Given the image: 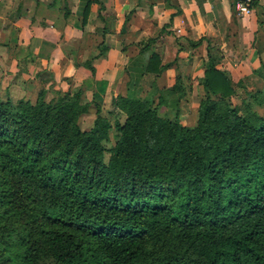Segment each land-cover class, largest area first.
I'll use <instances>...</instances> for the list:
<instances>
[{"label":"trees","instance_id":"16d2710c","mask_svg":"<svg viewBox=\"0 0 264 264\" xmlns=\"http://www.w3.org/2000/svg\"><path fill=\"white\" fill-rule=\"evenodd\" d=\"M203 40L193 126L180 119L191 80L157 87L177 58L156 52L149 87L112 100L113 120L83 87L0 100V264H264V59L249 90L211 40L190 44Z\"/></svg>","mask_w":264,"mask_h":264},{"label":"crops","instance_id":"0c3cea01","mask_svg":"<svg viewBox=\"0 0 264 264\" xmlns=\"http://www.w3.org/2000/svg\"><path fill=\"white\" fill-rule=\"evenodd\" d=\"M200 39L216 44L225 68L234 65L244 80L264 59V0L242 16L232 0H0V72L13 81L41 73L60 91L59 82L79 81L101 105L129 88L149 87L144 71L152 52L163 63L177 58L156 80L160 88L174 86L187 62L193 76L182 78L201 97L194 80L203 76L207 41L190 44Z\"/></svg>","mask_w":264,"mask_h":264},{"label":"rangeland","instance_id":"374dc122","mask_svg":"<svg viewBox=\"0 0 264 264\" xmlns=\"http://www.w3.org/2000/svg\"><path fill=\"white\" fill-rule=\"evenodd\" d=\"M238 60L239 58L237 57L236 59H231L230 61L233 64L237 62ZM185 63L187 62H184L180 66L178 75L184 78H188L187 76H189V78L191 79V77L193 76V72L191 73L189 71V67H185L186 65ZM227 71L230 73L234 83L241 81L244 87H247V89L249 88V90H255L261 86V82L255 76L253 77L244 76V80H242L244 72L238 70V68H235L234 65H232L231 68H229ZM2 73L4 72H0V100H5L6 98L9 97L13 101H18L22 98L30 99L34 101L36 100V97L41 89L48 90L47 99H51L54 96H56V93L53 91H56V92L60 91L56 89L57 88L56 84L51 83V80L49 77H48L49 78L48 81L44 80L43 79L44 75L40 73H39L40 75L38 74L36 76V79L32 80V78H28L25 81L23 79H19L18 81H13V79L12 78L10 79V77H8L7 79L6 75L5 74L3 75ZM41 79L42 81L40 82ZM251 79H252V82H251ZM74 84H75L74 86L69 87L68 86L69 84H66V81H62V82H59L58 86H59V89L63 90L64 92H65V89L67 88L68 89L71 88V91H75L79 87H83L84 89H87L84 94V101L88 102L92 99L91 91L90 89L87 88L88 86L86 87V85L84 84L83 86L82 85L80 86L79 81H76ZM174 85H176V82ZM178 85H180L179 82H178ZM180 86H183V85H180ZM157 87L159 86L157 85ZM237 91H238L237 95H235L232 100L234 104H240L242 99L245 97V94L241 88H238ZM186 95L187 96L184 99H182L180 102V106H181L180 119H181L182 124L184 123L185 125L193 126L196 124V120L198 116V105H199V100H200V94L197 93V89L194 90L192 87L191 93L187 92ZM176 96H177L176 94H171L168 97H170V99H174ZM163 107H161L162 112L164 109ZM170 107H173V105H171ZM102 108H103V115H106L113 120L114 119L113 116L107 113L108 110L112 109V104L111 103L107 105L102 104ZM167 109L169 110L168 116L172 117L174 114V108H171V109L167 108ZM95 117H96L95 109L92 108L88 114H85L81 117L80 122H79L81 129L89 130L93 126ZM119 118H120V121H123L122 117H119ZM114 142H115V138L112 136L110 141L106 143V146L110 148L114 144Z\"/></svg>","mask_w":264,"mask_h":264},{"label":"built area","instance_id":"2783aa9c","mask_svg":"<svg viewBox=\"0 0 264 264\" xmlns=\"http://www.w3.org/2000/svg\"><path fill=\"white\" fill-rule=\"evenodd\" d=\"M236 13L240 16L250 14L255 7V0H232Z\"/></svg>","mask_w":264,"mask_h":264}]
</instances>
